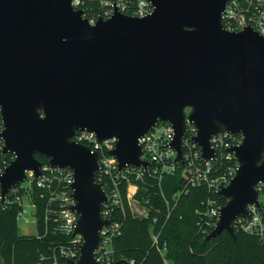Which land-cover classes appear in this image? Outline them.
Masks as SVG:
<instances>
[{"label":"water","instance_id":"1","mask_svg":"<svg viewBox=\"0 0 264 264\" xmlns=\"http://www.w3.org/2000/svg\"><path fill=\"white\" fill-rule=\"evenodd\" d=\"M146 1L147 15L114 6L91 22L71 0H0V139L13 156L0 173V204L27 172L41 176L36 154L71 170L73 234L82 243L66 264H100L94 253L108 224L98 156L72 140L77 131L115 139L118 172L147 169L138 139L158 121L170 124L179 162L186 122L203 161L214 157L213 135L240 134L228 149L234 175L216 190L225 203L204 242L222 232L235 240L232 222L257 204L255 185L264 181V36L223 27L229 0Z\"/></svg>","mask_w":264,"mask_h":264},{"label":"trees","instance_id":"2","mask_svg":"<svg viewBox=\"0 0 264 264\" xmlns=\"http://www.w3.org/2000/svg\"><path fill=\"white\" fill-rule=\"evenodd\" d=\"M81 9L84 17L93 22L99 17L106 19L104 7L97 0H85ZM234 136L241 140L240 134ZM1 147L0 139V171L13 159L11 154L2 153ZM35 158L41 166L48 164L45 156L36 154ZM235 164L233 159L230 162L218 159L214 164L216 174ZM96 180L108 191V179H100L97 174ZM29 182L26 188L19 184L11 189L4 205L0 204L1 264H65L59 250L70 245L72 236L58 229L59 204L51 196L58 185L38 187L34 180ZM132 182L137 186L134 199L146 209L147 215L138 217L133 213L126 197L127 185L120 182L122 208H114L111 214L112 220L120 224L119 234L112 242L114 262L163 264L165 259L169 264H264V237L234 228L235 240L222 232L204 242L206 233L200 226V213L208 200L216 201L218 206L225 201L205 186L188 185L180 169L160 179L143 174L139 180L132 178ZM23 197L33 207L36 234L32 236L18 234ZM154 234L158 236L156 244ZM160 250H164V255Z\"/></svg>","mask_w":264,"mask_h":264},{"label":"built area","instance_id":"3","mask_svg":"<svg viewBox=\"0 0 264 264\" xmlns=\"http://www.w3.org/2000/svg\"><path fill=\"white\" fill-rule=\"evenodd\" d=\"M85 0H71L75 9H81ZM104 7L103 14L108 18L112 14L113 7L129 16H144L152 11V7L146 0H97ZM93 22L92 20H90ZM222 25L229 31H240L245 27L252 28L258 34L264 36V0H229L222 14ZM195 135V127L186 122L185 131L181 139L182 161L176 159V151L170 146L173 139V131L167 122L158 121L152 128L146 131L138 139L142 154L140 159L148 162V167H124L117 171L115 159L109 152L115 146V139L98 141L93 133L77 131L72 140L86 145L98 156V174L100 179H108L109 185L107 201L102 207V218L108 220V224L103 226L99 232L100 241L95 250L94 257L100 264L114 262L112 259V242L119 234L120 224L112 220L111 214L114 208H122V198L119 191V183L127 185L126 197L129 201L137 190V186L132 182V178L139 180L143 174L154 176L160 179L163 175L174 174L179 169L185 177L188 185L205 186L209 190H216L219 186L228 184L234 175V167L229 166L221 174H216L214 164L218 159L231 161L232 153L228 149L240 143L234 135L218 133L210 138V148L214 152V157L210 161H203L200 158L199 147L192 142ZM236 163V162H235ZM41 176L36 180L31 172L26 173V180H34L38 187H51L52 183L58 185L57 190L51 192L52 199L58 201L59 231L65 235H71L70 245L61 247L59 255L65 260H76L79 254V246L82 238L79 234H73L77 216L71 210L74 201L71 197L70 185L73 182L71 170L51 167L48 164L41 166ZM2 171H0L1 173ZM103 186V185H102ZM257 192V204H250L247 207V215L237 217L232 222L233 229L241 232L264 237V181L255 185ZM217 195V194H216ZM216 201L208 200L205 210L200 213V226L206 235L212 230L218 218V208ZM138 217H145L147 211L141 207ZM213 211L215 215H213ZM22 213H20L21 217ZM19 217V218H20ZM157 235H153V244L157 242ZM164 255V250H160ZM132 262H130L131 264ZM163 264H169L164 259Z\"/></svg>","mask_w":264,"mask_h":264},{"label":"rangeland","instance_id":"4","mask_svg":"<svg viewBox=\"0 0 264 264\" xmlns=\"http://www.w3.org/2000/svg\"><path fill=\"white\" fill-rule=\"evenodd\" d=\"M189 112L188 109H185V114ZM30 185L29 180H25L23 183H21V186L26 188ZM136 192V191H135ZM135 194V193H134ZM134 194L131 196L130 200V206L135 215H139L141 210V206L139 202L134 199ZM22 203V215L18 219V234L20 236H32L36 234V228H35V220L33 216V207L30 205L29 199L27 197H23L21 200ZM1 264V259H0Z\"/></svg>","mask_w":264,"mask_h":264},{"label":"clouds","instance_id":"5","mask_svg":"<svg viewBox=\"0 0 264 264\" xmlns=\"http://www.w3.org/2000/svg\"><path fill=\"white\" fill-rule=\"evenodd\" d=\"M213 215H215V212L213 211V213H212Z\"/></svg>","mask_w":264,"mask_h":264}]
</instances>
